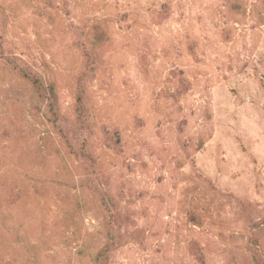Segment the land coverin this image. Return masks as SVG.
<instances>
[{
  "label": "rangeland",
  "instance_id": "374dc122",
  "mask_svg": "<svg viewBox=\"0 0 264 264\" xmlns=\"http://www.w3.org/2000/svg\"><path fill=\"white\" fill-rule=\"evenodd\" d=\"M0 264H264L263 0H0Z\"/></svg>",
  "mask_w": 264,
  "mask_h": 264
},
{
  "label": "trees",
  "instance_id": "16d2710c",
  "mask_svg": "<svg viewBox=\"0 0 264 264\" xmlns=\"http://www.w3.org/2000/svg\"><path fill=\"white\" fill-rule=\"evenodd\" d=\"M6 63L14 70H16L23 80L27 81L30 84V86L35 90L39 99L46 102V114L51 118L56 119L58 117V113L55 110L56 94L54 82L52 80L44 81L39 75L34 74L25 67H21L14 57H8V59H6ZM85 158L90 160L87 156H85ZM103 251L95 255V258L93 260L94 263H98L104 258Z\"/></svg>",
  "mask_w": 264,
  "mask_h": 264
}]
</instances>
